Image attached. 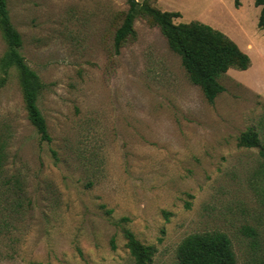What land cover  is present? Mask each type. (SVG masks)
I'll return each instance as SVG.
<instances>
[{"label": "rangeland", "instance_id": "1", "mask_svg": "<svg viewBox=\"0 0 264 264\" xmlns=\"http://www.w3.org/2000/svg\"><path fill=\"white\" fill-rule=\"evenodd\" d=\"M21 54L45 88L52 142L31 125L20 72L5 75L0 26V264H135L126 231L177 264L191 235L226 233L237 264H264V29L256 0H137L135 36L115 37L129 0H6ZM200 21L249 55L210 104L142 9Z\"/></svg>", "mask_w": 264, "mask_h": 264}, {"label": "trees", "instance_id": "2", "mask_svg": "<svg viewBox=\"0 0 264 264\" xmlns=\"http://www.w3.org/2000/svg\"><path fill=\"white\" fill-rule=\"evenodd\" d=\"M235 7L242 6V0H234ZM130 9L123 25L115 37L116 52L130 36H135L134 21L139 12L137 0H129ZM256 7H262L258 27L264 29V0H256ZM153 21L160 26L167 37L170 48L177 53L190 76L191 81L201 87L207 101L214 104L225 87L219 79L230 69L246 71L251 67V59L239 45L225 33L200 21L175 24L181 18L179 12H163L148 4L142 5ZM0 26L9 49L2 60L1 70L7 75L12 67L20 72L25 103L31 125L36 129L41 142H52L47 120L38 105V98L45 88L39 75L27 65L21 54L23 40L13 26L6 0H0ZM6 83V76L0 87ZM239 145L246 148H260V173L264 174V142L256 134L244 133ZM127 247L135 264H151L155 248L142 244L131 231H126ZM177 264H237V256L232 241L226 233L215 231L189 236L179 247Z\"/></svg>", "mask_w": 264, "mask_h": 264}]
</instances>
